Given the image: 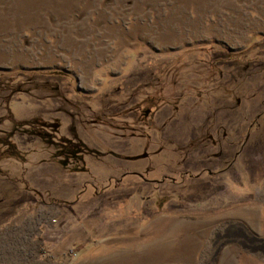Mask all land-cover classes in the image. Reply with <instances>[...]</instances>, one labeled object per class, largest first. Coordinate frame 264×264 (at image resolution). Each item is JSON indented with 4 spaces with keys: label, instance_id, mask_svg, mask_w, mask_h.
Returning a JSON list of instances; mask_svg holds the SVG:
<instances>
[{
    "label": "rangeland",
    "instance_id": "1",
    "mask_svg": "<svg viewBox=\"0 0 264 264\" xmlns=\"http://www.w3.org/2000/svg\"><path fill=\"white\" fill-rule=\"evenodd\" d=\"M0 264H264V0H0Z\"/></svg>",
    "mask_w": 264,
    "mask_h": 264
},
{
    "label": "trees",
    "instance_id": "2",
    "mask_svg": "<svg viewBox=\"0 0 264 264\" xmlns=\"http://www.w3.org/2000/svg\"><path fill=\"white\" fill-rule=\"evenodd\" d=\"M23 124L29 125V122H23ZM47 124L44 122L40 126H26L23 129L25 132H28L31 135H36L41 138L48 145H52L55 149L54 155L63 163L68 164L74 160H82L83 154L86 152L100 154L97 150L87 147L83 142H73L71 139L65 136L57 135L58 126L56 123L52 124L50 128H47ZM74 143L80 147V152L74 157L68 156L69 150H74Z\"/></svg>",
    "mask_w": 264,
    "mask_h": 264
},
{
    "label": "flooded vegetation",
    "instance_id": "3",
    "mask_svg": "<svg viewBox=\"0 0 264 264\" xmlns=\"http://www.w3.org/2000/svg\"><path fill=\"white\" fill-rule=\"evenodd\" d=\"M72 141L73 142H81V141H77V140H72ZM73 148H74V150H69V152L67 153L68 156H70L71 158L74 157V156H76L80 152V147L77 144L74 143V147Z\"/></svg>",
    "mask_w": 264,
    "mask_h": 264
}]
</instances>
